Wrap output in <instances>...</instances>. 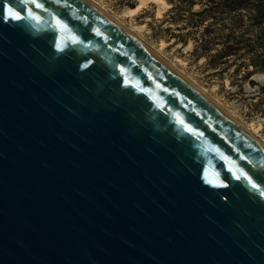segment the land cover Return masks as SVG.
I'll use <instances>...</instances> for the list:
<instances>
[{
    "label": "water",
    "instance_id": "95a60500",
    "mask_svg": "<svg viewBox=\"0 0 264 264\" xmlns=\"http://www.w3.org/2000/svg\"><path fill=\"white\" fill-rule=\"evenodd\" d=\"M36 2L0 0V264H264V148L86 0Z\"/></svg>",
    "mask_w": 264,
    "mask_h": 264
},
{
    "label": "rangeland",
    "instance_id": "374dc122",
    "mask_svg": "<svg viewBox=\"0 0 264 264\" xmlns=\"http://www.w3.org/2000/svg\"><path fill=\"white\" fill-rule=\"evenodd\" d=\"M117 17L125 26L144 24L139 38L161 55L198 89L216 100L225 110L249 127L264 142V72L246 77L236 71V65L208 63V54L197 50L198 41L191 33L200 35L205 26L191 24L190 15L201 10L205 2L194 4L185 0H167L171 6L158 15V5L148 2L134 16L125 11L138 5V0H93ZM190 44V45H189Z\"/></svg>",
    "mask_w": 264,
    "mask_h": 264
},
{
    "label": "trees",
    "instance_id": "16d2710c",
    "mask_svg": "<svg viewBox=\"0 0 264 264\" xmlns=\"http://www.w3.org/2000/svg\"><path fill=\"white\" fill-rule=\"evenodd\" d=\"M202 2L204 7L192 12L190 22L205 29L190 35L198 41L197 50L208 54V63L236 65L246 77L264 72V0Z\"/></svg>",
    "mask_w": 264,
    "mask_h": 264
},
{
    "label": "bare ground",
    "instance_id": "6f19581e",
    "mask_svg": "<svg viewBox=\"0 0 264 264\" xmlns=\"http://www.w3.org/2000/svg\"><path fill=\"white\" fill-rule=\"evenodd\" d=\"M90 5L94 6L97 10L102 12L104 15H106L110 20H112L114 23H116L119 27H121L123 30L131 34L136 40H138L142 45L147 47L149 50H151L146 43H144L139 38V33L144 29V24H135L132 23L130 26H125L124 23H122L117 17L107 12L102 6H100L98 3H96L93 0H86ZM148 2H154L158 5V15H161L165 10H167L171 4L167 0H138V5L134 7H128L126 9V13L129 16H134L136 13H138ZM190 45V44H189ZM152 51V50H151ZM153 52V51H152ZM155 53L161 60V55H159L156 51ZM166 63V61H164ZM169 67H171L178 75H180L183 79H185L189 84H191L194 88H196L200 93H202L206 98H208L214 105H216L224 114H226L233 122H235L236 125H238L240 128H242L246 133H248L261 147L264 148V142L261 141L256 134L250 130L249 127L242 124L233 114L229 113L227 110L224 109L216 100L212 99L210 96H208L206 93H203V90L198 89L190 80L185 78L183 75H181L178 71H176L170 64L166 63Z\"/></svg>",
    "mask_w": 264,
    "mask_h": 264
},
{
    "label": "snow or ice",
    "instance_id": "6c2138e0",
    "mask_svg": "<svg viewBox=\"0 0 264 264\" xmlns=\"http://www.w3.org/2000/svg\"><path fill=\"white\" fill-rule=\"evenodd\" d=\"M27 2H29V0H21V3H22V4H23V3H27ZM31 2H32V3H35V6H36L37 8H43V5L40 4V3H37L36 0H31ZM55 2H56V3H60V0H55ZM64 6H66V7H70V5L67 4V0H64ZM7 12H8V18H9V19L21 20V19L24 18V17L21 15V13H20L19 11H15V10H14L13 8H11V7H9V8L7 9ZM28 15L31 16L33 19H37V18H38V17H36V16L33 15V13L31 12V10H28ZM83 19L86 20L87 18L85 17V18H83ZM57 25L59 26V28H60L61 30H64V31H71V29L68 28V25H67L66 23L62 22V21L59 20V19H57ZM94 31H95L96 36H102V35H103L99 29H95ZM104 39L107 40V37H104ZM72 42H73L74 44H81V43H82V41H81L78 37H76V36H73V38H72ZM61 50H63V49H61ZM121 71H123V70H121ZM165 91H166V89H165ZM181 123H183V121H181ZM185 127L187 128V130H188L189 132H193L194 134H198V135H203L202 133H195V130L192 129V128H190V127H187V125H185ZM217 151H218V150H217ZM225 159H227V158H225ZM241 159H245V158H244L243 156H241ZM229 171H233V169L230 168ZM236 171H238V172L240 173L239 175H236V176H235L236 179H241V178H243V179L247 180V181L251 184V186H252L254 189L257 188V184L253 182L252 177L249 176L246 172H244L243 169L237 168ZM260 194H261V195H264V191H261Z\"/></svg>",
    "mask_w": 264,
    "mask_h": 264
}]
</instances>
